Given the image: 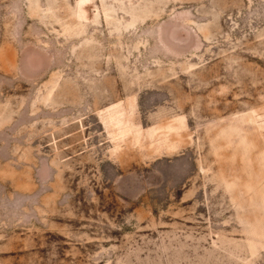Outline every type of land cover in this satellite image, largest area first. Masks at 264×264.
Here are the masks:
<instances>
[{
  "label": "rangeland",
  "instance_id": "rangeland-1",
  "mask_svg": "<svg viewBox=\"0 0 264 264\" xmlns=\"http://www.w3.org/2000/svg\"><path fill=\"white\" fill-rule=\"evenodd\" d=\"M0 264H264V0H0Z\"/></svg>",
  "mask_w": 264,
  "mask_h": 264
}]
</instances>
